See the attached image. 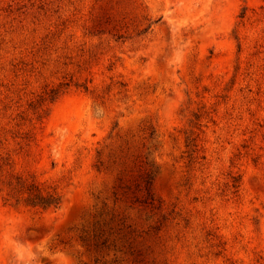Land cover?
Listing matches in <instances>:
<instances>
[{"label": "rangeland", "instance_id": "374dc122", "mask_svg": "<svg viewBox=\"0 0 264 264\" xmlns=\"http://www.w3.org/2000/svg\"><path fill=\"white\" fill-rule=\"evenodd\" d=\"M0 264H264V0H0Z\"/></svg>", "mask_w": 264, "mask_h": 264}, {"label": "trees", "instance_id": "16d2710c", "mask_svg": "<svg viewBox=\"0 0 264 264\" xmlns=\"http://www.w3.org/2000/svg\"><path fill=\"white\" fill-rule=\"evenodd\" d=\"M11 197L13 199L15 198L16 203L23 202L28 206L43 210L57 208L61 200L59 195L44 191L41 186L34 181L27 185H20L17 188H13ZM101 245H105V242L103 241Z\"/></svg>", "mask_w": 264, "mask_h": 264}]
</instances>
